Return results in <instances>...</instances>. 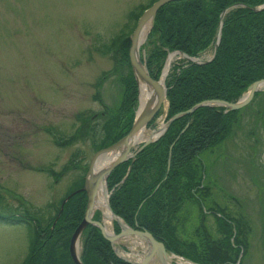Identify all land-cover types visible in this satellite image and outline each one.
I'll use <instances>...</instances> for the list:
<instances>
[{
    "label": "trees",
    "instance_id": "obj_1",
    "mask_svg": "<svg viewBox=\"0 0 264 264\" xmlns=\"http://www.w3.org/2000/svg\"><path fill=\"white\" fill-rule=\"evenodd\" d=\"M156 1L131 14L135 24L129 34L122 33L105 46V54L114 52L117 71L127 67V73L120 75L125 89L119 103L99 114L77 115L80 123L77 130L67 137L54 138L59 147L91 141L98 152L130 133L139 91L129 59L130 36L142 13ZM263 5L264 0H176L159 10L150 33L154 50L146 62L155 80L160 79L170 53L181 52L197 58L213 47L221 16L226 11L215 59L206 64L188 62L175 67V76L167 80L168 120L207 101L236 103L255 82L264 79V10H254ZM227 110L202 106L174 121L164 136L142 149L134 160L118 166L107 181L115 215L132 228L150 232L168 252L198 264H237L241 253L247 255V243L241 245L239 241L243 227L228 214L217 217L223 238H215L205 227L190 237H182L179 232V214L184 207L206 203L212 188L208 184L212 170L223 155L221 148L243 129L249 111L255 112L251 134L255 141L260 140L256 128L259 123L264 126V91L257 93L247 107ZM76 158L74 155L64 172L78 166ZM43 171L59 176L52 169ZM84 183L83 178L65 199L82 189ZM2 197L0 194V223L27 224L33 232L24 264H75L70 243L84 219L86 193L75 194L65 204L59 220L65 199L60 200L53 215L44 217L39 211L25 209L21 213L7 205L1 209ZM94 219L101 221L100 214L96 213ZM114 229L117 234L121 231L117 223ZM81 260L83 264H131L116 256L112 244L95 226H89L83 234Z\"/></svg>",
    "mask_w": 264,
    "mask_h": 264
},
{
    "label": "rangeland",
    "instance_id": "obj_2",
    "mask_svg": "<svg viewBox=\"0 0 264 264\" xmlns=\"http://www.w3.org/2000/svg\"><path fill=\"white\" fill-rule=\"evenodd\" d=\"M152 1L0 0L1 209L7 205L21 213L29 209L49 217L60 200L86 179L96 153L91 141L59 147L54 138L73 134L80 125L77 115L99 114L119 103L125 89L120 75L127 73V67L117 71L114 52L105 54V46L122 33L129 34L135 24L131 14ZM150 33L139 51L146 69L154 50ZM210 55L211 50L201 58ZM188 62L170 53L162 71L164 75L170 65L165 83L175 76V67ZM137 100L136 114L140 91ZM164 109L153 127L147 128L149 132L167 123ZM254 115L249 111L243 129L221 148L223 155L211 169L206 203L190 204L179 214L182 237L197 235L205 227L215 238H223L217 217L234 218L243 227L241 245L247 243L243 264H264V126L258 124L260 140L255 141ZM74 155L78 166L64 172ZM96 213L103 221V214ZM32 235L27 224L0 223V264H24ZM118 245L133 254L130 241ZM136 249L138 255H145L142 247Z\"/></svg>",
    "mask_w": 264,
    "mask_h": 264
},
{
    "label": "water",
    "instance_id": "obj_3",
    "mask_svg": "<svg viewBox=\"0 0 264 264\" xmlns=\"http://www.w3.org/2000/svg\"><path fill=\"white\" fill-rule=\"evenodd\" d=\"M176 0H158L156 1L150 8H148L140 17L138 24L130 38L131 41V46L129 49V59H130V64L131 68L133 70L134 76L136 78V81L138 83V87L140 89V84L138 77L140 76L146 83H148L150 86H152L155 91L157 92V100L154 106L149 109L146 108L143 112L137 113L134 125L130 131V133L124 137L122 140H120L118 143L104 148L98 152L95 153L93 156V159L91 161L90 168L88 170V173L86 175L85 179V184L84 187L79 190L78 192H83L86 193L87 198H88V203H87V208L86 212L84 215L83 221L80 223V225L77 227L75 230L72 238H71V243H70V253L73 261L75 264H83L81 257L78 252L79 248V243L82 238L83 233L89 226H95L99 228L101 231L102 235L112 244L114 245L115 243L119 242L121 239L132 236V237H137L141 240H143L147 244V249L145 252V256L142 259L140 263L134 262L130 259H127L126 257L122 256L118 251L117 254L120 258L123 260L131 263V264H153L155 262H159V264H167L166 263V257L169 256V253L165 247V245L158 241L150 232L146 230H141L139 228H131L128 226L120 217L114 214V212L111 209L110 206V199L109 195L107 193V203L108 207L112 213V215L116 218L114 221L117 223L121 229V232L119 234H113V235H108L105 224L102 222H98L94 220V214L96 212L95 210V203H96V197L98 194V191L100 189V186L102 183H106L107 187V181L110 175L113 173V171L120 166L121 164L125 163L126 161L130 159H135L138 152L132 153V143L136 139L137 135L142 132L143 130H147V127L151 124V122L155 119L157 114L160 112V110L165 107L166 102L168 103L167 99V88L165 86V80L163 77L159 80H155L154 78L151 77L149 72L147 70L144 71L143 69V64L140 61L139 57V51L141 48L140 45V36L144 29L146 28L148 23H151V29L153 28L157 14L161 8L164 6L174 2ZM255 11H261L264 10V6L254 8ZM226 14V11L222 14L221 16V23L218 29V34H217V43L215 45V55L214 58L217 56L218 53V48L220 45V40H221V32H222V27H223V22L222 20L224 19V16ZM188 57L187 55H185ZM194 62L196 63H206L202 62L199 59H195ZM210 62V61H207ZM264 86V79L255 82L249 89V92L238 102L236 103H228L225 101H220V100H214V101H207L202 104H199L192 109L188 110L187 112L180 113L175 115L173 118H171L167 124L165 125L164 129L161 131H151L150 132V138L147 139L146 141L143 142L142 149L145 147L151 145L152 143H155L158 141L169 129L170 125L180 119L181 117L185 115H189L194 113L195 110H197L199 107L202 106H221L225 107L228 109V111H238L246 106H248L252 100L254 99L255 95L262 91ZM140 91V90H139ZM226 111V112H228ZM185 131H183L184 133ZM156 134V135H155ZM113 152H119L120 155L113 161V163L106 169V171L101 174V175H94V164L96 160L102 155L106 153H113ZM171 166V154L169 158V164H168V170H170ZM108 192V191H107ZM77 193H73L70 195L63 203L64 205ZM63 207L60 215L63 212ZM188 264H198V263H193L189 260H186Z\"/></svg>",
    "mask_w": 264,
    "mask_h": 264
},
{
    "label": "bare ground",
    "instance_id": "obj_4",
    "mask_svg": "<svg viewBox=\"0 0 264 264\" xmlns=\"http://www.w3.org/2000/svg\"><path fill=\"white\" fill-rule=\"evenodd\" d=\"M151 31V23H148L146 28L144 29V31L142 32L141 36H140V45L143 43V41L147 38V36L149 35ZM172 58V57H171ZM171 58L169 59V61H171ZM170 63V62H168ZM170 65L168 64L166 66L165 72H164V77L167 75L168 71H169ZM143 69L144 71L147 70L146 67L143 65ZM139 80V84H140V101H139V110H138V114L143 112L146 108L151 109L154 104L156 103L157 100V92L155 91V89L150 86L148 83H146L140 76L138 77ZM264 88V86H263ZM168 103L166 102L165 104V109L164 112L167 110L168 112ZM165 124H162V126L159 128L158 131H161L162 129H164ZM150 132L148 130H143L142 132H140L136 139L133 141L132 143V148L136 145H139L140 143L146 141L147 139L150 138ZM156 135V134H155ZM120 155L119 152H113V153H106V154H102L95 162L94 164V175L98 176L103 174L106 169L113 163V161ZM95 210L96 211H100L103 214V223L105 224L106 230L108 235H113L114 231H113V223L116 220V218L112 215L109 207H108V203H107V187H106V183H102V185L100 186V189L98 191L97 197H96V203H95ZM123 241H130V244L132 245L131 247H133L132 251L133 254H128L125 253L123 251H121V254H123L125 257H127L128 259H132L135 262L140 263L142 261V259L144 258V256L142 257L141 255H138L137 253V249L136 247H142L143 249H147V244L137 238V237H126L122 239ZM122 240L120 241L122 243ZM177 262L178 264H185V261H183L182 259L179 258H175L172 255H169L166 257V263L167 264H172V262Z\"/></svg>",
    "mask_w": 264,
    "mask_h": 264
}]
</instances>
